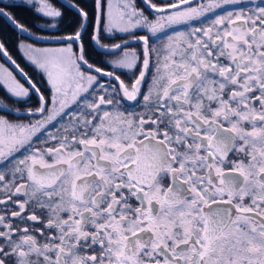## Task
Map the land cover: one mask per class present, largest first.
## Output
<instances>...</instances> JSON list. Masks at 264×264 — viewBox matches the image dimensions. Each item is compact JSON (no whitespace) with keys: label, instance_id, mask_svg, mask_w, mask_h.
Segmentation results:
<instances>
[{"label":"snow or ice","instance_id":"6c2138e0","mask_svg":"<svg viewBox=\"0 0 264 264\" xmlns=\"http://www.w3.org/2000/svg\"><path fill=\"white\" fill-rule=\"evenodd\" d=\"M142 2L151 19L96 0L90 40L111 71L89 62L78 3V30L46 37L77 50L21 43L47 97L0 42L28 85L0 65V264H264V0ZM116 31L132 40L102 43Z\"/></svg>","mask_w":264,"mask_h":264},{"label":"trees","instance_id":"16d2710c","mask_svg":"<svg viewBox=\"0 0 264 264\" xmlns=\"http://www.w3.org/2000/svg\"><path fill=\"white\" fill-rule=\"evenodd\" d=\"M69 1L72 3H78L80 7L84 8V10L88 12L89 25L86 33V39L90 41V36L92 35L94 28V18L96 17L95 0ZM49 2L53 6L61 9V12L63 13L62 22L57 23V27L53 31H45L40 28V25L44 23L43 17L37 11H34L32 7L25 5L24 0H9V2L7 1L5 3H15L18 5L14 8H7L6 11H9L18 23L25 26L34 34L49 37H60L74 34V32L79 28V17L76 15V11L61 5L57 0H49ZM0 37L5 43V47L8 51L18 50L21 40L30 41L26 38L20 37L19 34L3 18H0ZM89 47H93L91 43Z\"/></svg>","mask_w":264,"mask_h":264},{"label":"flooded vegetation","instance_id":"af4514ba","mask_svg":"<svg viewBox=\"0 0 264 264\" xmlns=\"http://www.w3.org/2000/svg\"><path fill=\"white\" fill-rule=\"evenodd\" d=\"M154 2L159 3L160 0H154ZM3 3H5V0L3 1ZM136 4H137L138 8H140L144 11L146 16H148L150 19L153 17V13L147 9V7L142 2V0H136ZM0 6H3V5L0 4ZM88 25H89V22H88ZM88 25H87V29H88ZM177 27H179L181 30H183V26H177ZM87 29L82 34V42L84 43L85 48L89 53V56H88L89 62L95 64L98 67H101L104 71L113 70L111 64L102 63V61H110V60L115 59V57L110 56V55L97 56L96 55L97 52H103L104 50L96 48L94 46V42H92L91 40L88 41L86 39ZM143 34H144L143 31H138L136 33V35H143ZM102 35L105 37V39L102 40V43L107 44V45H111L113 43H122L123 40H125V39L132 40V37L130 35L125 34V33H121L119 31H116V32L111 33V34L110 33L109 34L102 33ZM0 42H3L1 37H0ZM90 43L93 47H89ZM67 44L68 43H65V45H67ZM73 44L76 47V48H73V50L75 51V50H77L78 44L77 43H73ZM155 46L158 48L160 47L159 44H157ZM129 47L131 49H134L137 52H139L141 50L140 44L135 43V42H132ZM93 49H95V51H93ZM8 53L12 57V59L15 60L16 63L19 64L20 67L23 68L24 71L32 78L33 82L37 84V87H39L41 92L47 97L50 94V88H49V85L46 83V77L43 76L42 74H40L38 72V70H36L35 66L27 59L25 53L22 52L20 49H18L16 51H8ZM0 65H3L4 68H7L9 71H11L13 73V75H15L18 80H20L21 83L25 84V87L28 86L25 83L23 77L20 76V74L17 71L12 69L11 66L6 63V61L3 59L2 56H0ZM118 74H120L121 79L125 80L126 82H128L129 76L132 75L131 73H126V70H118ZM105 79H107V78H105ZM0 99L4 100L6 103H8L11 106L12 101L8 99L7 95L5 94V89L2 86H0ZM29 106H31V107H37L38 106V97L34 93L30 97ZM126 107H128L129 110H131L132 105L128 104V105H126ZM136 111H142V108H140L139 106H136ZM12 118H14V115ZM6 178H7V175H6ZM132 203H133V206H136L135 201H132Z\"/></svg>","mask_w":264,"mask_h":264},{"label":"water","instance_id":"95a60500","mask_svg":"<svg viewBox=\"0 0 264 264\" xmlns=\"http://www.w3.org/2000/svg\"><path fill=\"white\" fill-rule=\"evenodd\" d=\"M61 5L71 9V10H74V8H71L69 7V3H72V2H69L68 0H57ZM98 11L96 10V16L98 15ZM18 34L20 37H23V38H26L30 41H33L35 43H38V44H42V45H62V44H65V43H69L70 41H67V40H60V39H55V38H52V39H49V38H46V37H49V36H42V35H37V34H34L33 32H30L33 34L31 36H29L27 33H23V32H20L19 29H17L13 24H11V22L7 21L6 19H4ZM89 22V21H88ZM88 25V23H87ZM39 37H45V38H39ZM94 46L97 48V46L94 44ZM99 49V48H98ZM3 57V56H2ZM3 59L6 61V63L8 65L11 66L12 69H14L15 71L18 72V70L15 68L14 65H12L8 59L6 57H3ZM19 73V72H18Z\"/></svg>","mask_w":264,"mask_h":264},{"label":"rangeland","instance_id":"374dc122","mask_svg":"<svg viewBox=\"0 0 264 264\" xmlns=\"http://www.w3.org/2000/svg\"><path fill=\"white\" fill-rule=\"evenodd\" d=\"M4 1V0H3ZM9 2V0H5V2ZM69 1V0H68ZM70 2V1H69ZM112 2L113 3H116L117 2V0H112ZM95 3H96V0H95ZM55 7V6H54ZM55 8H57V9H59L58 7H55ZM60 11H61V9H59ZM40 14V13H39ZM41 15V14H40ZM43 21H44V23L42 24V25H40V28L42 29V30H49V31H53L56 27H57V24H56V27H50L49 26V24L50 23H56L55 21H52L51 20V18H48V17H43ZM94 23H95V21H94ZM104 33H106V34H109V33H107V32H104ZM25 44V45H28V44H31L33 47H35V48H38V49H45V48H64V47H67L68 46V44L69 43H72V42H69L67 45H57V46H53V45H38V44H36V43H33L32 41L30 42V41H27V40H21V42H20V44ZM19 44V45H20ZM72 48H76L75 47V45L72 43ZM19 49L22 51V52H24V50L23 49H21L20 47H19ZM25 53V52H24Z\"/></svg>","mask_w":264,"mask_h":264}]
</instances>
